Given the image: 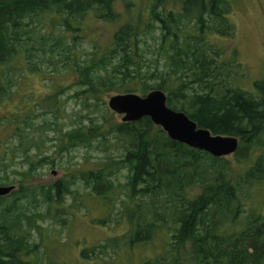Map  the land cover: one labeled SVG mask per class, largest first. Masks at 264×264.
<instances>
[{
	"label": "trees",
	"instance_id": "1",
	"mask_svg": "<svg viewBox=\"0 0 264 264\" xmlns=\"http://www.w3.org/2000/svg\"><path fill=\"white\" fill-rule=\"evenodd\" d=\"M45 1H0V79L7 64L4 45L8 29L3 26V19L20 16ZM116 1L101 0L105 11L93 13L94 16L99 20L119 18L120 13L114 11ZM222 4L221 0H148L143 15L138 20H127L114 35V43L127 42L137 52L138 35L143 30L150 31L155 20L168 18L170 21L163 24L166 34L183 36L194 50L204 52L206 65L200 67L195 62L187 71L178 67L174 75H157L154 79L127 73L132 82L116 93L145 96L155 89L164 91L168 106L185 112L199 127L209 129L213 135L238 137L236 163L173 141L149 117L134 122L110 118L105 127L81 126L64 137H71L73 145L79 142L86 148H93L95 140L108 143L121 151L118 160L99 161L94 169L71 174L70 179L62 178L49 186L27 185L29 176L49 159L40 151L38 143L43 149V142L30 138V107L21 108L25 123H14L11 141L2 143L0 139V184L10 183L9 167L27 166L23 170L12 169L20 187L0 197V264H56L48 256L46 245L61 240L43 232V223L51 220L65 227L63 217L67 211L62 205L65 195L78 193L71 190L78 180L89 189L86 195L100 199L106 213L118 202L122 205L123 215L131 225L126 236L129 243L147 241L155 233L170 230L165 254L142 264H264V214L252 204L255 195L250 191L261 187L259 192L264 187V77L254 82V91L242 89L235 82L236 75L239 79L244 74L240 63L235 57L223 60L215 55L218 39L204 30V16L209 13L226 18ZM187 6H194L198 27L180 28L171 20ZM57 17L71 31L68 18ZM233 32L230 25L222 36ZM176 43L177 39L173 44ZM9 62L14 65L13 60ZM81 84L86 88L80 94L84 109L93 108L92 112L98 113L105 104L102 93L109 91L86 80ZM2 87L0 83V90ZM47 110L56 117L62 116L57 107L49 106ZM105 115L102 112L100 117ZM19 117L18 114L15 119ZM60 126L45 121L41 130L61 132ZM71 142L67 143L68 148ZM17 158L21 160L15 163ZM121 168L128 172L127 182L116 185L114 178ZM106 246L114 251L106 258L117 254L115 241L110 240L103 247ZM98 254L96 248H84L80 253L82 264H98Z\"/></svg>",
	"mask_w": 264,
	"mask_h": 264
},
{
	"label": "rangeland",
	"instance_id": "2",
	"mask_svg": "<svg viewBox=\"0 0 264 264\" xmlns=\"http://www.w3.org/2000/svg\"><path fill=\"white\" fill-rule=\"evenodd\" d=\"M221 1V10L226 18L206 13L204 30L217 36L219 46L214 49L216 56L223 60L235 57L240 63L244 74L239 79L236 75L235 82L242 89L252 92L254 82L264 77V0H231V4L229 0ZM147 3L148 0H117L114 11L119 12L120 17L99 20L93 13L105 11L101 0H46L37 7L26 9L20 16L3 19L8 39L4 45V63L7 64L0 79L3 86L0 90V139L2 143L11 141L14 123L24 124L27 120L20 109L25 110L29 106L30 138L34 136L43 142V149L38 143L40 151L49 159L29 176L27 185L49 186L62 178L70 179L71 174L94 169L99 161L119 159L121 151L108 143L101 144L95 140L93 148H86L79 142L73 145L71 137L64 135L79 130L81 126L91 127L94 124L105 127L110 118L122 122V115L108 107V100L126 83L132 82L127 73L154 79L157 75L172 76L178 67L187 71L195 62H199L200 67L206 65L204 52L194 50L191 42L183 36L166 34L163 24L170 21L168 18L155 20L150 31L138 33L137 52L127 42L114 43L116 32L127 20H138L146 11ZM57 16L68 18L72 23L71 31H67V26L59 22ZM171 20L177 22L180 28L198 27L200 23L194 6L175 13ZM230 25L234 27L233 34L222 36ZM12 60L14 65L8 64ZM82 80L109 91L102 93L105 104L98 113L92 112L93 108L84 109L80 94L86 88L81 84ZM49 106L59 108L62 116L56 117L55 113L47 110ZM102 112L106 113L104 118L100 117ZM18 114L21 117L15 119ZM45 121L61 125V132L54 129L43 132L41 128ZM68 142H71L69 148ZM36 151L37 148L30 154ZM235 153L224 157L233 165L236 163ZM20 160L17 158L15 163ZM26 167L21 165L7 169L8 185L15 186L12 192L20 187L18 176L12 174V169L23 170ZM127 175V170L121 168L114 178L116 185H124ZM258 189L250 190L255 195L251 202L264 214V187L259 192ZM71 190H78V193L65 195L62 205L67 211L63 217L65 227L51 220L43 223V232L61 240V243L50 241L46 245L48 256L56 260V264H82L80 253L84 248H96L100 257L98 264H142L146 259L165 254L168 239L171 238L170 230L167 229L165 234L155 233L147 241L131 244L126 238L131 225L123 215L119 202L108 214L99 204L100 199L86 195L89 189L86 190L79 180L72 184ZM103 219L105 223L100 222ZM110 240L116 242L117 254L106 258L109 252L114 254L111 248L103 247ZM84 264L87 263L84 261Z\"/></svg>",
	"mask_w": 264,
	"mask_h": 264
},
{
	"label": "water",
	"instance_id": "3",
	"mask_svg": "<svg viewBox=\"0 0 264 264\" xmlns=\"http://www.w3.org/2000/svg\"><path fill=\"white\" fill-rule=\"evenodd\" d=\"M108 106L122 115L123 122L149 117L173 141L208 152L215 157L233 154L239 147L238 137L213 135L209 129L199 127L185 112L169 107L167 95L160 89L152 90L145 96L137 93L116 94L109 98ZM14 189V185H1L0 197L10 194Z\"/></svg>",
	"mask_w": 264,
	"mask_h": 264
}]
</instances>
